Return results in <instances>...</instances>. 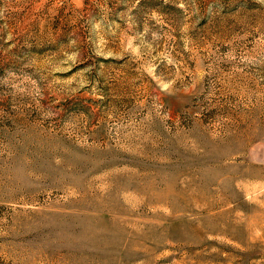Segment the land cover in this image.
Listing matches in <instances>:
<instances>
[{
  "label": "rangeland",
  "instance_id": "374dc122",
  "mask_svg": "<svg viewBox=\"0 0 264 264\" xmlns=\"http://www.w3.org/2000/svg\"><path fill=\"white\" fill-rule=\"evenodd\" d=\"M0 264H264V0H0Z\"/></svg>",
  "mask_w": 264,
  "mask_h": 264
}]
</instances>
